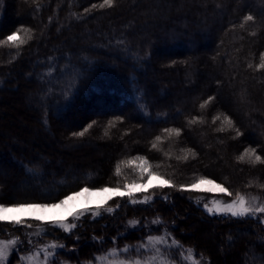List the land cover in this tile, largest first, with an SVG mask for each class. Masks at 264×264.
<instances>
[{
    "label": "trees",
    "instance_id": "obj_1",
    "mask_svg": "<svg viewBox=\"0 0 264 264\" xmlns=\"http://www.w3.org/2000/svg\"><path fill=\"white\" fill-rule=\"evenodd\" d=\"M101 4L0 0V40L20 30L25 41L0 45V101L25 115L29 125H9L17 142L0 139V203H55L86 186L115 187L117 180L122 185L138 179V169L122 165L117 177L116 165L139 157L171 186L138 192L137 201L152 197L149 204L133 205L116 196L99 217H70L65 223L78 225L72 233L31 218L20 225L0 221V239L24 242L10 264L32 247L25 233L40 226H47L49 234L34 238V246L64 244L58 261L94 262L109 249L162 234L166 226L205 264H251L253 254L264 255L262 220L209 215L200 202L202 193L180 185L204 176L228 192L264 198V163L238 159L246 148H255L264 160V68L259 67L264 0ZM249 15L253 19L246 21ZM23 29L30 30V39ZM143 103L147 108L140 111ZM216 116L221 119L214 122ZM225 116L233 126L220 131ZM33 128L37 142L28 138ZM166 128L179 129V135H169ZM78 132L84 135H73ZM156 218L162 225L150 223ZM133 219L147 227L126 229ZM192 223L201 226L191 230ZM208 226L215 234L204 239ZM219 236L231 247L224 257L214 242ZM113 238H119L115 244Z\"/></svg>",
    "mask_w": 264,
    "mask_h": 264
},
{
    "label": "snow or ice",
    "instance_id": "obj_2",
    "mask_svg": "<svg viewBox=\"0 0 264 264\" xmlns=\"http://www.w3.org/2000/svg\"><path fill=\"white\" fill-rule=\"evenodd\" d=\"M113 4V0H103V4L99 5V7L103 8L104 6H111ZM95 7V5H94ZM253 17L251 15L246 16V21H251ZM19 31H14L11 35H8L5 39L0 40V45H9V46H18L20 44L25 43L24 40H21L19 37ZM23 31L28 34V38H31L30 30L29 29H23ZM51 60V58H49ZM261 63L259 64L260 68H264V55H261L260 57ZM251 67V65H249ZM75 88V83H71L68 86V89L65 92V98H67L68 94L72 92V90ZM142 99V97H141ZM203 107V105L201 106ZM147 108L146 103H143L142 106H140L139 110L144 111ZM220 116H216L214 118L215 120H220ZM194 122V121H193ZM224 126L232 127V121L228 117H223L222 120V127L219 129L220 131L224 130ZM91 127V125H89ZM84 131H87L85 129ZM169 135L175 133L176 135H179V129H169L166 128L164 130ZM237 136L242 135L240 131L236 130ZM74 136H83L84 132H78L73 133ZM157 140L160 139L159 136L156 137ZM153 147H156L155 144H153ZM187 158V157H185ZM247 158V160L253 164L260 162L264 163V160L261 159L259 155H256V149L255 148H246L244 152L238 157L239 160L244 161ZM254 158V159H253ZM136 159H139V163H135ZM122 165L127 166L129 168H135L138 169V179H133L130 182L125 180V182L121 185L119 180L116 182L115 187H99L95 189H90L89 187H83L78 192H73L71 195H65L63 199H59L55 203H15L11 207L6 206L3 203H0V221L9 220L8 213L10 212H46L51 211L55 209H62L69 203V201L75 200L76 197L82 196L85 193H89L90 191H95L97 193H107V192H113L116 196L124 198L127 197L128 201H130L133 205L136 203H144L149 204V202L152 200V197L145 196L142 201H137L134 199L136 192L141 191H147L150 187H152V177H157L160 179H163L159 173L149 171V164L148 160L144 159L143 157L139 158H133L128 160H122L120 161L116 167H115V175L117 177L121 176L122 171ZM213 180L207 179V177L201 176L195 181H193L190 185H180L181 190H198L200 189V186L203 184H213ZM163 184L170 185V182L167 180H163ZM161 185H156V187H160ZM216 187L219 189L221 193H226L229 196L235 195V199L232 200L231 203L224 204L221 206V203L219 200H215L212 202L213 206L210 207L208 203H205L204 209H206L208 214L212 213H230L232 217L236 218H256L257 214H264V203L259 202V197H246L245 195L241 194L240 192L231 193L228 192V189L223 187L222 185H216ZM264 187V186H262ZM167 199V197H165ZM106 203V201L104 202ZM199 203V202H198ZM122 205L118 204L117 209L121 207ZM103 207L102 204H97L95 206V209H91L88 207H84L81 209H77L75 211H69L67 212L68 216L73 217L74 220H79V218L84 214L90 212L93 217H99L101 216V208ZM106 212L112 213L114 209L107 208L105 209ZM34 219L37 221L43 220L44 217L41 215H35ZM13 225H20L23 224L24 221L22 219H11L10 221ZM264 222V221H261ZM52 228L55 229L56 227H59L63 232L65 233H72L73 230L78 226L76 223H65V219L63 217L57 218L52 217L49 221ZM153 225L160 226L162 225V221L159 218H156L150 222ZM140 226L139 220H130L128 221V224L126 225V229L130 230H142V227H147V225H144L142 227ZM29 228H31V225H28ZM153 229L149 228V231L151 232ZM49 234L47 228H37L31 233H25L27 244L29 246H32L29 249H26L27 252L26 255H23L20 257V260L23 264V262H28V264H58V258L59 255L66 246L62 243L52 242V243H46L43 247L35 248L33 244V239L35 238L37 241L41 240L43 236ZM123 238V236L119 237ZM119 238H113V244L116 243L117 239ZM96 238H94L95 240ZM169 239L171 240V243H169ZM264 239V238H262ZM229 240L231 241V237H229ZM100 244H103V240L97 241ZM20 247L21 249L24 248V242L19 239V237L10 239V240H0V264H8V258L9 255L16 251L17 247ZM32 248H35L33 251ZM179 253L180 256V264H189L190 261L193 262V264H196L194 261V252L192 249H185L184 246L180 243L179 240H177L174 237H171L170 232L167 230V227L164 226V233L163 235L159 236H153L148 235L147 241L140 243L136 246L131 245H125L123 248H117L114 247L112 249H109L106 253L102 255H98L95 257L96 264H170L171 260H175L176 253ZM187 252V256L184 255V253ZM132 253H135V257L132 255ZM142 253H150V255H146L143 259L137 258L142 255ZM43 257L42 260L40 257ZM123 256L124 259H120V257ZM167 256L165 259L164 257ZM259 260L260 264H264V255H261L259 257H256L255 254H253L252 262L251 264H256V261ZM59 264H66L64 261H59ZM88 264H92L91 261L88 262ZM245 264H249V261L246 260Z\"/></svg>",
    "mask_w": 264,
    "mask_h": 264
},
{
    "label": "rangeland",
    "instance_id": "obj_3",
    "mask_svg": "<svg viewBox=\"0 0 264 264\" xmlns=\"http://www.w3.org/2000/svg\"><path fill=\"white\" fill-rule=\"evenodd\" d=\"M8 105L5 102L2 103L0 101V139H2L4 141L10 140L13 142H17L19 140V138L17 139L15 137L16 135L14 133V130H12V128H10L9 125L11 123H16L20 128H26V129L28 128L29 125H28V123H26L27 121L25 119V117H26L25 115L18 114L17 112H12V107H10V105L9 106ZM29 135L30 136L28 138L31 141H34V142L39 141V134L36 132V130H34V128L32 130H29ZM20 143H22V141H20ZM100 155L101 154H98V157H100ZM163 180H165V179L164 178L160 179V178H157L155 176L152 177V185H153L152 187H154L156 185H161V186L166 185V184H163ZM216 185H220V184L217 183L216 181H214L213 184H203L200 186V189L196 190V191H199L202 193L201 197H200V202L202 203L203 209H204L203 205L205 203H208L209 206L212 207L213 206L212 202L215 200H219L221 203V206H223L224 204L231 203L232 200L235 199V198H229L228 196L224 195L225 193H221L219 191V189L216 187ZM152 187H150V188H152ZM137 193L138 192L135 193L134 198L135 199L137 198V200H138ZM243 195H245L248 198L259 197L260 198L259 202L264 203V198H262L261 196H259L257 194L246 193ZM113 197H116L115 193H113V192L97 193L95 191H90L89 193H85L82 196L76 197L75 200H73V201H69V203L67 205H65V207L62 209H55V210H51V211L35 212V213H33V212H10L7 215L10 218L9 220L17 219V218L18 219H26V218L34 219L35 215L43 216L44 219L42 221L46 222V223L49 222L52 217H57V218L63 217L66 220V219L71 217V216L67 215V212H69V211H75L77 209H81L84 207H88V208L93 209L97 204H102V205L106 204ZM105 201H106V203H104ZM6 206L11 207L12 205H6ZM204 210L206 211V209H204ZM88 213H90V212H88ZM88 213H84V214H88ZM209 215H212V216H231L230 213H219V214L212 213ZM257 217H259L262 221H264V214H257ZM199 226H201V223H192V225H190L189 228L191 230H194L196 227H199ZM46 227L47 226H40L38 228H46ZM34 230L35 229H32L30 231V233L33 232ZM214 234H215V232L213 230V226H208L207 229L205 231H203V233H202L204 239H207V238L211 239V237ZM159 235H163V233L153 235V236H159ZM11 239H13V238H11ZM0 240H10V239H0ZM146 241H147V238L144 241L139 242L137 244H133L131 246H136V245L143 243V242H146ZM168 242L171 243V240L169 239ZM214 242L216 244L217 252L220 255H222L223 257L226 253L230 252L231 247L224 246L222 241H220V236L216 239V241L214 240ZM46 243H51V242H45L44 244H46ZM44 244L37 245V246H35V248L43 247ZM123 247H117V248H123ZM35 248H33L32 250L34 251ZM14 253H15V251L9 255L8 264L11 263V260H12ZM26 254L27 253L21 254L19 256V258L23 255H26ZM132 255L135 257L136 254L132 253ZM146 255H150V253H142V255L140 257H137V258L143 259ZM175 255H176L175 260H171L170 264H180L179 253L177 252ZM184 255L187 256V252H185ZM42 258L43 257L41 256L40 259L42 260ZM164 258L166 259L167 256H165ZM120 259H124V257L121 256ZM59 261H63V260H59ZM59 261H58V264H59ZM194 261L196 262V264H205V262L198 260L195 257V255H194ZM64 262H66V264H75V263H71L69 261H64ZM16 264H22L21 260H19ZM23 264H28V262H23ZM33 264H34V262H33ZM85 264H88V263H85ZM92 264H96V260L94 262H92ZM189 264H193V262L190 261Z\"/></svg>",
    "mask_w": 264,
    "mask_h": 264
}]
</instances>
